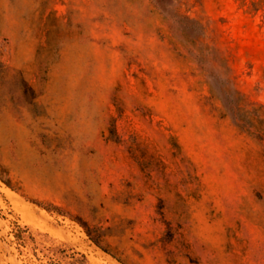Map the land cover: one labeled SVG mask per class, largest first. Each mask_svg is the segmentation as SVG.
I'll return each mask as SVG.
<instances>
[{
  "label": "rangeland",
  "instance_id": "374dc122",
  "mask_svg": "<svg viewBox=\"0 0 264 264\" xmlns=\"http://www.w3.org/2000/svg\"><path fill=\"white\" fill-rule=\"evenodd\" d=\"M173 11L0 0V264H264V0Z\"/></svg>",
  "mask_w": 264,
  "mask_h": 264
},
{
  "label": "trees",
  "instance_id": "16d2710c",
  "mask_svg": "<svg viewBox=\"0 0 264 264\" xmlns=\"http://www.w3.org/2000/svg\"><path fill=\"white\" fill-rule=\"evenodd\" d=\"M154 3L155 8L157 11L162 14L164 17L168 16H175L177 17V22L179 27L184 29L187 25H190L192 28L196 29L195 31L200 32L201 31V25L199 22H197L195 19H191L185 15L179 14L176 11H173L174 7V0H152ZM190 23V24H188ZM183 31V30H182ZM227 107L226 111L231 115L234 123L242 130L248 132L249 134L256 136L258 138H264V127H258L256 125H250V121H258L259 123L264 122V118H261V114H264V111L261 113H256L253 108H248L246 105L249 104H241V103H232V100L226 99ZM253 126V129L250 127ZM46 209L49 211H56L61 212L59 207L55 205L46 206ZM14 235V240L19 246L23 245L25 246L28 241H35V236L31 233L29 226L27 225H21L18 222H15L14 229L12 230ZM87 232L90 234L89 230L87 229ZM93 242L99 246L102 250L105 252L110 253L112 256L117 258L114 253L109 251L108 249H105L102 245H100L99 241H97L94 237H91ZM33 252L36 254V246H32ZM51 249V248H49ZM21 252V249H19ZM59 250V249H58ZM65 256L67 257V260L64 264H87V258L86 255L75 249L74 247H69V251L65 253ZM53 264H62L60 260L53 259L51 261Z\"/></svg>",
  "mask_w": 264,
  "mask_h": 264
}]
</instances>
